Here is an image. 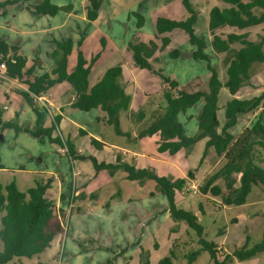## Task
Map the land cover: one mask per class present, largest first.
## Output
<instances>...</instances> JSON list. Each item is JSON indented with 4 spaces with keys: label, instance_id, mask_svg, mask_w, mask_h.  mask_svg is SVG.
I'll list each match as a JSON object with an SVG mask.
<instances>
[{
    "label": "trees",
    "instance_id": "1",
    "mask_svg": "<svg viewBox=\"0 0 264 264\" xmlns=\"http://www.w3.org/2000/svg\"><path fill=\"white\" fill-rule=\"evenodd\" d=\"M22 0H6L0 2V10L8 5H14ZM106 0H87L85 5L86 20L93 22L98 17V12ZM228 8L213 7L208 13V30L211 36L210 47L214 54H224L221 67L223 75L217 66L211 65V56L205 53L206 43L198 38L195 33V23L199 12L190 0H181L186 17L181 20H172L158 17L155 22V32L162 36L160 45L154 41L148 43L137 39H131L127 44V51L131 54L134 66L141 70H147L159 76L166 85L162 97L166 103L163 109L155 110L146 119V111L139 108L130 110L131 96L125 91L119 82L122 76L121 65L108 68L101 78L92 86L89 83L91 68L98 59L95 55L88 62L83 53L78 51L76 64L71 72L67 71L68 57L73 50L70 39L55 42L56 50L49 55L54 59L55 77L44 83L39 77L33 81L26 80L27 91H21L20 95L32 106L31 95L39 96L53 86L66 83L70 86L74 99L70 107L74 110L89 111L100 109L104 113L101 119L106 125L112 126L118 136L131 138L129 133L120 130V114L128 113L132 124L137 125L136 140L159 136L157 152L174 156L180 151L187 155L194 145L205 140V149L202 160L208 150L212 149L221 158L223 165L214 173L204 178L198 187V195H202L209 203L226 207H239L246 205L248 196L255 186L261 187L264 193V91L249 98H237L236 93L245 86H249L253 69L264 67V35L256 41H250L246 35H226L225 39L216 33L220 27L249 29L264 22V0H222ZM71 4L59 6L51 0H42L34 11L55 16L58 12L70 13L73 10ZM260 8L262 12L255 15L253 10ZM138 18V28L142 26V18L137 13H131ZM179 30L187 35L191 46L196 47L194 56L206 63L209 72L206 89H197L188 92L179 84L163 74L162 70H154L151 60L156 53L163 52L170 44L171 32ZM234 43L239 48H232ZM9 47L0 40V64L4 63L10 78L31 77L35 66L26 68V59L21 56L7 57ZM39 60L36 61V63ZM35 63V61H34ZM254 70V71H255ZM228 92L225 102V123L220 129L217 119L218 96L222 90ZM201 103L202 107L197 114V131L193 135H186L183 125L178 120L185 111ZM38 120L41 113L33 108ZM3 108L0 105V127L2 130L11 129L15 133H30L35 137L45 136L49 143L66 148L69 168L74 160L89 159L96 172L108 171L112 174L116 170H122L126 179L131 182L144 184L148 180L155 183L156 190L163 195L168 202L167 211L171 218L186 225L187 233L196 241L197 250L186 255V264H193L201 251H207L215 264H229L234 259L243 262L264 252V231L261 240L249 246V238L245 243L218 261L217 246L208 242L204 237V229L196 213L176 206L177 194L185 187V178L170 179L158 175L150 169H138L132 164L121 162L119 156L116 164L98 162L93 157L79 156L75 152L74 140L62 141L58 137L52 138V132L58 127L59 116L54 117L51 127L48 129L30 130L28 127H20L14 121L2 120ZM257 117L250 127H246L237 136L229 133V129L238 122L239 115H253ZM79 135H84L79 131ZM193 173L188 172V178H193ZM187 179V178H186ZM217 181L225 183L222 189ZM51 180L37 182L34 187L26 191V199L22 198L14 181L0 183V264H8L14 258H27L38 256L48 249L54 238L63 233L61 219L65 220V214L57 210L55 202L46 197L50 189ZM198 211L204 215L202 203ZM221 232V230L219 231ZM219 234H222L219 233ZM174 253L165 258L160 264H173Z\"/></svg>",
    "mask_w": 264,
    "mask_h": 264
},
{
    "label": "rangeland",
    "instance_id": "2",
    "mask_svg": "<svg viewBox=\"0 0 264 264\" xmlns=\"http://www.w3.org/2000/svg\"><path fill=\"white\" fill-rule=\"evenodd\" d=\"M25 1L27 5H31L36 4L38 0ZM53 2L56 5L71 4L77 9V12L70 16L65 23L64 19L67 15L65 12H58L53 17L46 16V20L43 21L44 25H41L39 20L23 19L24 11H19L17 19L3 26L4 28L13 27L30 31V33L34 32L32 35L27 33L26 36L23 35L20 38L29 42L24 45L22 50L24 56L26 58L35 56L34 60H39L38 63L42 69L35 70L39 74H48L49 69L53 66L54 59L49 54L56 50L55 42L70 39L73 43L72 51L76 53L77 50H80L82 40L86 38L84 49L88 59L91 53L95 54L97 48H105L104 53L96 54L101 56L107 53L99 62L98 59L96 60L95 63L97 64L89 77L90 86L94 85L108 68L123 63L121 55L111 53V43L114 46H122L126 40L129 42L134 38L144 43L155 42L157 39L160 42L155 32V22L158 17H170L176 20L186 17L181 0H106L100 7L99 20L93 23L79 19L81 0H53ZM190 2L200 11L199 20L195 26L196 36L206 43L209 31V10L213 7L222 9L226 7V4L222 0H190ZM5 8L9 11L8 16L14 9H17L16 6L12 5L5 6ZM108 10L109 13L107 14ZM133 12L139 14L143 20L140 28L137 26L138 18L131 14ZM181 13L182 17H179ZM108 15L109 18L113 17L112 22L107 20ZM62 23L63 27H60ZM223 29L236 34L247 33L253 38L252 40L256 41L260 33L264 34V23L247 30L229 28L228 26H223ZM95 30L102 33L100 39L96 36ZM6 31V28L0 29L1 33ZM64 38L66 39L64 40ZM104 41L107 42L109 48ZM171 41L168 49L159 55L158 61L152 62L154 68L162 70L166 77L174 79L180 85L200 78L199 84L206 82L201 89H206L208 80L206 78L208 74L206 63L192 57L197 50L196 47L191 46L187 35L179 30L173 31ZM32 50L35 53L30 55ZM205 53L211 56V65L217 67L221 65L220 58L212 54L208 44H206ZM218 69L224 73L222 67ZM254 70L252 74L257 69ZM138 71L143 75L134 76L137 80V89H144L145 81L148 80L147 89H161L163 93L166 85L159 76L147 70L140 69ZM145 75L148 78L143 77ZM119 81L121 83V79ZM185 88L188 86L186 85ZM125 89H133V87L129 85ZM137 93L138 101L141 104L139 108H143L148 114L157 109L160 101H163L162 93L151 98H143V102L141 93L139 91ZM228 97V92L224 89L218 96L217 119L220 129L225 123L224 106ZM21 101L23 104L20 111L16 110L22 118H25L23 105L29 109V104L23 97ZM201 107V103L197 104L190 111L191 114L197 116ZM30 113L36 117L34 127L36 128L37 116L31 110ZM75 113L79 117L78 121L81 119L82 121L79 122L85 124L86 128L90 130L98 128L92 123V113L79 110ZM9 116H13L10 110L6 111V118ZM196 116L185 125L184 132L186 135H193L197 131ZM188 117L180 115L178 120L184 122V118ZM120 120L121 130L130 131L132 126L130 122L124 119V113L120 114ZM247 121V116L239 118L237 124L229 129V133L237 137ZM99 127L101 128L100 125ZM104 129H108L105 136L111 134L114 139L120 138L116 137L112 126L106 125ZM62 131L64 132V128ZM0 136L3 137V141L0 142V162H2L1 151L10 148L12 143L14 144L12 139L15 133L11 129L2 130L0 127ZM20 137V139H24L25 144L28 143L29 136L21 135ZM87 141L85 137L76 132L75 144L79 146L82 144L87 149L89 157L95 158L98 162H109L112 158V152L109 149H92L93 147H88ZM21 146L20 144L19 149ZM204 149L205 140H202L194 145L189 154L186 155L182 151L181 154L175 156L177 171L185 174L186 186L192 185L193 182H195L193 184L198 183L200 185L204 178L216 172L223 165L221 158L212 149L208 150L202 160ZM26 151L28 150L26 149ZM153 152L157 153L154 149ZM162 155L164 159H171L164 154ZM75 167L82 173L76 179V183L78 185L92 183V189L90 192L77 191L73 195L71 207L68 210L64 209L66 219H61L63 233L56 236L50 247L42 254L30 259L14 258L8 264H160L162 260L171 256V252L174 253L173 264H186V255L198 249L196 241L187 233L186 225L171 218L167 211V199L156 190L152 180L141 185L137 182L128 181L122 170H116L112 174L108 171L96 172L89 159L76 160ZM150 168L154 173L161 176L172 175L180 178L179 173L169 172L165 166L152 165ZM188 172L193 173V178H188ZM11 175L12 173H6L2 178L12 181ZM217 183L224 189L225 183L223 181H217ZM214 201H216L215 205L209 203L202 195L178 193L176 206L196 213L204 229L205 239L217 246L218 261H222L225 256L232 254L234 250L241 247L247 237L249 238V246L261 240L264 231V193L261 187L255 186L253 188L246 205L243 206L226 207L220 205L218 199H214ZM200 203H202L204 215L198 211ZM220 230L222 234H219L221 233ZM193 264L215 263L207 251H201ZM229 264H264V252L243 262L234 259Z\"/></svg>",
    "mask_w": 264,
    "mask_h": 264
},
{
    "label": "crops",
    "instance_id": "3",
    "mask_svg": "<svg viewBox=\"0 0 264 264\" xmlns=\"http://www.w3.org/2000/svg\"><path fill=\"white\" fill-rule=\"evenodd\" d=\"M3 1H6V0H2L0 2H3ZM41 1L42 0H38L36 1V4L27 5L26 1L22 0L12 5V6H16L17 9H14V11L11 12L10 16H8V12H9L8 9L3 8L2 10H0V29L3 30L6 28L7 30L6 32H2V33L0 32V40H3L9 47L7 57L11 58L13 56H21L25 58L27 69L32 66H35V70L42 69L39 63L38 62L36 63L38 59L34 60L35 56H32V58H26L24 56L25 54L22 52V50L24 49V45H27L29 42H25L20 37L27 33H30V31L19 30L13 27L4 28L3 25L9 23L10 21H14L15 19H17L19 11H24L23 17H22L23 19L39 20L42 23L41 25H44L43 21L46 20V16L48 15L39 14L34 11V7L37 6ZM85 1L87 0H81L80 2L81 10H80L79 15L81 16L79 19L83 21L86 20ZM51 2L53 4H56L55 2H53V0H51ZM57 5L63 6L61 4H57ZM224 8H228V6L226 5V7ZM76 12H77V9L74 7L72 12L67 13L64 19V23L70 18V16H73V14H76ZM198 12L200 14L199 10ZM261 12L262 10L260 8H255L253 10V13L255 15H259ZM108 13H109V10L107 11V14ZM179 15H180L179 17H182V13ZM99 17H100V10L98 12L97 19L93 21V23L99 20ZM166 18L176 20L170 17H166ZM107 20L109 22H112L113 17L109 18V15H108ZM198 20H199V16H198L197 21ZM196 24L197 22L195 23V26ZM261 24H258L256 26H259ZM195 26H194V29H195ZM60 27H63V23L62 25H60ZM110 28H112V26H110ZM244 30H247V29H244ZM96 32L97 30H95V33ZM172 33L173 32L167 35L170 37V40H171ZM216 33L222 36L224 39L226 35L233 34V35H246L248 40L254 41L252 40L253 38H251L249 34L247 33L236 34L234 32H229L223 29V27H220L218 30H216ZM32 34H34V32L28 35H32ZM101 34H102L101 32L100 33L97 32L96 36L100 39ZM263 35L264 34L260 33L256 39H258V37L263 36ZM161 37L162 36H158L159 40H161ZM65 39L66 38H64V40ZM85 42H86V38L82 40L80 50L88 62L90 58H92L94 55L96 54L100 55L101 53H104L106 51L105 48H102V49L97 48L94 52L95 54L91 53V56L90 57L88 56L89 57L88 59L85 53V49H84ZM104 42L105 44H107L106 41ZM155 42L158 45H160V42H158V39ZM171 42L169 46L171 45ZM210 42H211V36L208 31V37L206 40V44L210 46ZM127 44H128L127 40L122 44V46H114L111 43L110 49H111L112 54L121 55L123 57V63H119V65H121V68H122V76L120 78L121 84L125 88L126 86H129V85L133 87V89H125V91L131 96L130 110L136 111L141 105L140 102L138 101L137 91L141 93V100L143 102V98L146 99V98H151L152 96L160 95V93H162L161 92L162 90L161 89H147L148 80L145 81L146 83L144 85L145 87L144 89H137V86H136L137 80L136 78H134V76H137L138 74H140L141 76L143 75V73H138L140 72L138 71L140 69L134 66L132 59H131V54L130 52L127 51V48H126ZM235 45H238V47H235ZM30 46L31 48H33L32 45ZM106 46L108 47V44ZM168 47L166 49H168ZM231 47L238 49L240 46L238 43H234L231 45ZM80 50H77L76 53L75 52L73 53L72 51L70 56L68 57V63H67L68 72H71L73 70L76 64L77 53ZM211 52L213 55L218 56L222 62L224 58V54H214L212 48H211ZM34 53H35L34 50H32V53L30 55H33ZM161 53H156L155 58H158ZM105 55L99 56L98 62L102 58H104L103 56ZM192 57L193 59L195 58L194 54ZM150 62H151L152 68L156 70V68H154L153 63H152L154 61L151 60ZM96 64L97 63H95L94 66L91 68V71L93 70ZM220 67L221 65L218 68ZM259 69L260 68H257L256 72L252 74L249 86H245L241 88V90H239L236 93L235 96L237 98H249L253 95H257L261 91H264V67H262L260 70ZM35 70H34L33 76L23 77L20 79L18 78L12 79L8 76L7 72L0 71V105L4 111L3 116H2V120L4 122L14 121L18 126L22 128L28 127L30 130H35V129L42 130V129L50 128L51 124L53 123L54 117L59 116L60 120L58 123V127L55 129L54 132H52V138L58 137L62 141H65V140L72 141L75 139L76 132L79 134V131L81 130L84 132V135L82 136L85 137L86 140H88L87 141L88 147H93L92 149H97V150L109 149L112 152L111 154L112 158L109 160V162L101 161L102 163L116 164V158L117 156H119L121 162L132 164L138 169H150L151 170L150 166L156 165L158 167V165H161V166H165V168L169 172L179 173L180 178H185L184 173H180L177 171L178 169L176 167V162L174 161L175 156H177L178 154H181L182 151L178 152L174 156H169L166 153H162L168 156L169 158H171V159H164L162 157L163 155L157 152V142L159 140L158 135H154L152 137L134 141L136 137L137 125L132 124L130 122L128 113H124V119L130 122L132 128L130 131H127V132L121 130V128L120 130L122 133H129L131 135V138L129 140H127L126 137L118 136L115 133L114 134L116 135V137H120L122 139L120 138L118 140L114 139L111 136V134L110 135L106 134L107 136H105V132L108 129H104L106 124L101 120L104 118V113L100 109H97V108L89 110V111H85V112L93 114L92 123H94V125H96L98 128H95L94 130H90L89 128H86L85 124H82L81 122H79V121H82L81 119L78 121L79 117L75 113L77 110H74L70 107L74 99V96L72 95L70 86L66 83H60V84L53 86L50 89H47L46 93L49 95L48 101L50 104V107L48 106V109L43 108L41 105L33 101H32L33 105L32 106L29 105V109L26 107V105H23V109H24L23 111L25 113V118H22V116L17 113V110L20 111V108L23 104V101H21L22 96L20 95V92L27 91V84L25 83V81L26 80L33 81L35 77H39L41 81L44 83L45 81L53 79L55 77L54 61H53V66L49 69L48 74H39ZM219 73L223 75L222 72L219 71ZM143 77L148 78L147 75ZM208 77H209V72L206 78ZM199 79L200 78H196V80L192 82L189 81L186 84H181V85L179 84V86L181 88L187 89V91L190 93L194 92L197 89H200L201 87L203 88L206 83V82H203L199 84L200 82ZM186 85L188 86V88H185ZM258 89H261V90H258ZM165 105L166 103L163 99V101H160L158 108L155 110L163 109ZM33 108L39 111L42 115L39 120L37 118L36 128H34L36 117L31 115L32 113H30V110L31 112H34ZM9 110L13 113V116H9V118H6V111H9ZM155 110H152V112ZM191 110L192 108L188 109L187 111H185L183 115V117L189 116L188 118H184V122H181V124L183 125V128H185V125H187V123L190 122L194 118V116H196L194 114H191L190 112ZM151 113L148 114L146 112V119L150 117ZM257 114L258 112L250 116L249 115H239L238 116V119L244 116L248 117V121L242 128V131L246 127L251 126V124L254 122L255 118L257 117ZM99 125L101 126L102 129L99 127ZM120 125H121V120H120ZM62 128H64V132L62 131ZM21 135L29 136V139H28L29 141H27L28 142L27 144L24 143V139H20ZM12 141H14V144L11 142L12 146L10 148L2 149L1 151L2 162H0V183L5 184V183L11 182V181H8L7 178H2V177L6 173H12L11 175L13 177L12 181H14L15 186L20 196L26 199V191L29 188L34 187L37 182H45L48 179H50L51 180L50 189L47 191L46 197L49 200H52L55 202L57 210H59L61 214L63 212L65 214V219H66V212L64 211V209L66 208L68 210V208L71 207V199L73 195L77 191L90 192L92 189V183L90 184L84 183V184L78 185L76 183V179L80 175H82V173H80L79 169L75 167L76 160L71 162L72 169L70 170L69 168L70 162L68 161L66 152L63 151L62 147H59L58 145L54 143H49L48 139L45 136L35 137L30 133L19 132V133H15V136H13ZM22 141H23V144H22ZM20 144L22 146L19 149ZM74 147H75V152L79 156L85 155L89 157V155H87L88 154L87 149H85L82 144H80V146L75 144ZM26 149L28 151H26ZM153 149L157 152L156 154L153 152ZM168 177L172 179H177V176H174L176 178H174L172 175H169ZM196 184L199 187V184L198 183Z\"/></svg>",
    "mask_w": 264,
    "mask_h": 264
},
{
    "label": "built area",
    "instance_id": "4",
    "mask_svg": "<svg viewBox=\"0 0 264 264\" xmlns=\"http://www.w3.org/2000/svg\"><path fill=\"white\" fill-rule=\"evenodd\" d=\"M0 71H4V72L7 71L4 63L0 64ZM48 97H49V95L46 92L42 93V95L40 94L39 96L31 95L33 102L41 105L45 109H48V106L50 107ZM63 151L66 152V148H63ZM181 193L182 194H197L198 193V185L197 184H192L190 186L185 185V187L182 189Z\"/></svg>",
    "mask_w": 264,
    "mask_h": 264
},
{
    "label": "water",
    "instance_id": "5",
    "mask_svg": "<svg viewBox=\"0 0 264 264\" xmlns=\"http://www.w3.org/2000/svg\"><path fill=\"white\" fill-rule=\"evenodd\" d=\"M3 141V137L2 136H0V142H2Z\"/></svg>",
    "mask_w": 264,
    "mask_h": 264
}]
</instances>
